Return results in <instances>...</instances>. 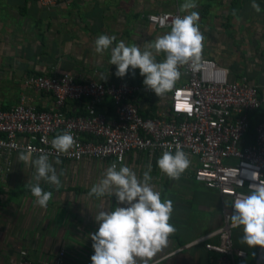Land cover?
Instances as JSON below:
<instances>
[{
  "label": "crops",
  "instance_id": "crops-1",
  "mask_svg": "<svg viewBox=\"0 0 264 264\" xmlns=\"http://www.w3.org/2000/svg\"><path fill=\"white\" fill-rule=\"evenodd\" d=\"M183 2L72 0L45 8L37 0H0V77H3L0 78V106L9 107L18 102L21 94H25L28 101L38 108L52 107V98L48 93L23 88L22 79L30 73L68 72L81 79L104 82L126 79L143 84L144 77L139 69L134 75L130 69L124 78L117 77L116 66L109 63L110 49L103 55L98 54L94 50V41L102 34L115 35L117 40L113 46L123 40L126 45L135 44L143 51L156 37L171 30L154 27L147 20V14L179 11ZM196 3L197 8L193 10L199 13V27L204 36L202 56L211 57L227 67L232 76H248L264 90V78L254 77L258 74L257 67L252 70L248 62L255 60L252 55L254 47L260 51V44H264V0H256L261 7L259 13L251 7L252 0H196ZM155 58L157 62H162L166 57L161 53ZM180 72L181 77L175 87L186 81L182 67ZM101 74L108 76L107 79L101 80ZM170 93L160 98L155 93L142 97L139 100L141 113L155 115L165 109L170 103ZM69 110L75 112L81 107L72 105ZM18 154L11 155L12 164L8 170L3 165L0 167V264H12L21 251H26L33 259H51L61 249L65 251L64 264H84V252L92 248L85 235L92 233L88 231L86 222L89 223L100 210L110 211L125 205H118L115 196L97 199L88 195L65 194L56 199L52 197L46 208L40 207L31 191L14 190L22 187L19 181L10 178L16 169L14 165L19 162ZM140 154H144V171L149 163L152 165L150 175L155 190L161 193L162 200L173 202L170 223L176 228V232L169 237L168 246L154 258L152 264L156 259L161 264H209L210 257L214 255L211 251L203 245L186 244L221 225L220 195L190 174L170 179L146 152H129L117 168L136 164ZM89 160L60 161L82 165ZM99 162L110 166L109 159ZM107 167L97 172L98 180ZM132 168L136 171L137 167ZM191 209L194 214L201 211L204 214L214 213L216 217L208 228L188 231L184 228V221ZM191 218L194 222L202 219L196 214ZM242 236L243 228H236L234 244L248 253L241 264H254L260 246L249 247L241 242Z\"/></svg>",
  "mask_w": 264,
  "mask_h": 264
},
{
  "label": "built area",
  "instance_id": "built-area-1",
  "mask_svg": "<svg viewBox=\"0 0 264 264\" xmlns=\"http://www.w3.org/2000/svg\"><path fill=\"white\" fill-rule=\"evenodd\" d=\"M72 0H37L45 8ZM179 11L147 14L156 28H170ZM185 83L174 87L169 105L155 115H143L139 100L154 92L144 84L121 79L98 81L74 74L30 73L24 89L43 91L52 107L38 108L21 94L17 103L0 106V167L7 170L11 155L31 150L33 157L81 161L106 160L121 165L129 152H146L158 159L164 151H184L190 166L181 175L218 192L222 199V223L186 244L203 245L212 255L209 264H241L247 250L234 244L231 204L250 194L249 185L264 184V90L246 75L232 76L227 67L202 56V66L182 67ZM179 103L186 104L178 109ZM81 110L70 112L72 106ZM251 126L253 127L250 130ZM70 131L76 146L68 154L57 153L51 141ZM65 251L51 259H33L21 251L12 264H64ZM254 264H262L259 247Z\"/></svg>",
  "mask_w": 264,
  "mask_h": 264
},
{
  "label": "clouds",
  "instance_id": "clouds-1",
  "mask_svg": "<svg viewBox=\"0 0 264 264\" xmlns=\"http://www.w3.org/2000/svg\"><path fill=\"white\" fill-rule=\"evenodd\" d=\"M251 7L257 13L261 12L256 0H252ZM195 8L196 0H184L179 12L187 14L175 16L170 32L156 37L143 51L135 44L126 45L123 40L113 46L117 38L107 34L95 39L94 50L103 55L110 49L109 63L116 66L117 77L124 78L130 69L134 75L135 70L139 69L146 89L159 98L163 97L173 91L181 77V67L196 71L202 66L204 36L199 27V13L193 10ZM161 53L166 58L157 62L155 57ZM107 77L101 74V80ZM186 106L179 103L177 108L184 109ZM51 146L57 153L68 154L76 146V141L70 131H65L52 139ZM18 160L23 165L35 168V175L26 186L35 197V203L46 208L52 192L45 191L40 182L57 187L61 183L48 154L42 153L33 158L31 150H24L19 152ZM56 163L61 161L57 159ZM157 165L162 173L175 180L190 166V160L184 151L177 148L174 153L164 151ZM151 171L152 165L149 163L140 179L129 166L117 168L113 162L87 193L88 197L97 199L115 196L118 205H125L116 206L110 211L100 210L94 216L99 228L89 234L94 249L92 264H152L154 258L168 246L169 237L176 232L170 223L173 202L170 199L162 200L161 193L151 183ZM249 189L250 194L237 196L231 204L226 202L225 206L233 209L231 227L243 228L241 242L249 247L264 248V184L252 183ZM155 264H161L160 260L156 259Z\"/></svg>",
  "mask_w": 264,
  "mask_h": 264
},
{
  "label": "rangeland",
  "instance_id": "rangeland-1",
  "mask_svg": "<svg viewBox=\"0 0 264 264\" xmlns=\"http://www.w3.org/2000/svg\"><path fill=\"white\" fill-rule=\"evenodd\" d=\"M248 46L249 45H246V47ZM254 48L255 49L252 55L254 56L255 60L254 61L248 60V62L250 66L252 67V70L257 69V72L259 75L258 74L254 75V77H257L263 80L264 78V44H260V51H258L257 47H254ZM251 51H253V49ZM253 63H254V66L252 65ZM256 63H257V66H256ZM253 67H257V68L254 69ZM0 78H3V77H0ZM49 162L52 163L53 166L57 170V174L59 175V179L61 182L60 186L57 187L45 181H41L40 185L45 191H51L53 198L55 197L58 198L61 195H65V194H70V195L72 194V195H78V196L87 195L91 187L98 181L97 179L98 178L97 175L99 173L98 171L103 170L104 167H107L106 165H103L102 163L94 159H91L82 165L80 164L77 165L76 163L74 164V162H68V163L64 162V163L57 164L56 161H54L53 159H49ZM14 167H16L15 172L13 176L10 178L13 179L15 182L19 181L22 186L19 188H15L14 190L15 191L16 190L30 191V188L27 187L26 184L28 181H31L32 177L35 175V168L29 167L27 165H23L20 161L16 163V166L14 165ZM129 167L131 168L137 167L136 171L135 170L134 171L136 172L138 178L142 179L143 173H144V154H140L136 164H130ZM195 214L197 216L202 217V219L200 221L194 222V220H192L191 217H194ZM195 214L192 211V209L190 213L188 212V214H186L187 215L186 217L188 218L186 219V221H184L186 222L185 224L186 227L184 228L188 231H194V230L199 229L200 227L208 228V225H210L216 217L214 213L204 214V212H201V211H196ZM86 223H87L86 227L88 228V231H91L92 233L96 232L99 228V224L95 221L94 218H92V220L89 221L90 224L88 222ZM85 235H87V243L89 245L93 244V241L91 240L89 236V233L87 232V234ZM89 250L90 251L86 250L84 252L85 254L84 258H82L83 259L82 261L84 262V264H92L91 256L94 255V249L92 247L91 249L89 248Z\"/></svg>",
  "mask_w": 264,
  "mask_h": 264
},
{
  "label": "trees",
  "instance_id": "trees-1",
  "mask_svg": "<svg viewBox=\"0 0 264 264\" xmlns=\"http://www.w3.org/2000/svg\"><path fill=\"white\" fill-rule=\"evenodd\" d=\"M140 111H141V109H140ZM252 129H253V127L251 126L250 130H252Z\"/></svg>",
  "mask_w": 264,
  "mask_h": 264
},
{
  "label": "snow or ice",
  "instance_id": "snow-or-ice-1",
  "mask_svg": "<svg viewBox=\"0 0 264 264\" xmlns=\"http://www.w3.org/2000/svg\"><path fill=\"white\" fill-rule=\"evenodd\" d=\"M187 107V106H186Z\"/></svg>",
  "mask_w": 264,
  "mask_h": 264
}]
</instances>
